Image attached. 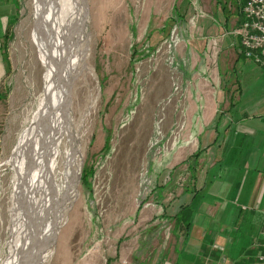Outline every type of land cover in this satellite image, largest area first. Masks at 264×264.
Segmentation results:
<instances>
[{"label": "rangeland", "instance_id": "374dc122", "mask_svg": "<svg viewBox=\"0 0 264 264\" xmlns=\"http://www.w3.org/2000/svg\"><path fill=\"white\" fill-rule=\"evenodd\" d=\"M0 1V46L7 58L0 93V264H20L23 198L32 188V210L40 212L42 181L38 172L29 188L23 156L29 145L36 147L52 70L41 46L39 1ZM184 1L170 9L172 0H83L87 16L79 36L89 71L70 88L73 194L57 203L66 213L44 264H153L147 258L152 227L165 221L170 206L162 190L166 177L194 158L181 131L186 112H204L213 99L220 119L230 97L241 94L234 112L264 101V70L239 56L232 34L237 24L218 32L214 0ZM90 169L85 182L82 174ZM250 227L240 229L244 238Z\"/></svg>", "mask_w": 264, "mask_h": 264}, {"label": "crops", "instance_id": "0c3cea01", "mask_svg": "<svg viewBox=\"0 0 264 264\" xmlns=\"http://www.w3.org/2000/svg\"><path fill=\"white\" fill-rule=\"evenodd\" d=\"M172 1L170 9L185 5L184 0ZM243 1H211V20L218 32L227 33L226 25L239 27ZM4 78L0 46V93ZM208 102L206 111L184 115L181 131L188 157L197 149L199 153L188 158L178 173L173 169L166 177L162 190L170 199L164 211L168 222L155 221L152 227L148 263L249 264L262 251L258 239L264 230V101L249 112H234L242 102L241 94L230 97L220 119L214 100ZM248 225L252 232L244 238L240 229ZM164 231L170 238L162 246Z\"/></svg>", "mask_w": 264, "mask_h": 264}, {"label": "bare ground", "instance_id": "6f19581e", "mask_svg": "<svg viewBox=\"0 0 264 264\" xmlns=\"http://www.w3.org/2000/svg\"><path fill=\"white\" fill-rule=\"evenodd\" d=\"M38 1V15L42 26L41 46L47 52L46 60L52 74L49 77V98L34 132V136H37L36 147L34 145L28 148L29 145L28 156L25 152L23 156L22 178L26 180L29 188L31 178L37 179L38 172H41L42 181L40 187L38 186L40 212L35 214L32 210L36 193H31L32 188L23 198L24 209L19 239L17 238L20 264H44L50 254L49 247L54 244L58 224L64 216L63 213H66L65 208L60 209L61 206L57 203L62 195L73 194V165L76 162L77 143L71 130L74 123L69 109L70 88L76 85L75 81L80 74H87L89 71L85 62V44L79 36V30L85 25L83 23L87 16L85 2ZM54 209L62 211L58 222L54 221ZM50 217L53 221L47 224Z\"/></svg>", "mask_w": 264, "mask_h": 264}, {"label": "built area", "instance_id": "2783aa9c", "mask_svg": "<svg viewBox=\"0 0 264 264\" xmlns=\"http://www.w3.org/2000/svg\"><path fill=\"white\" fill-rule=\"evenodd\" d=\"M243 19L235 30L245 57L264 70V0H245L242 5ZM258 244L262 249L249 264H264V230Z\"/></svg>", "mask_w": 264, "mask_h": 264}, {"label": "trees", "instance_id": "16d2710c", "mask_svg": "<svg viewBox=\"0 0 264 264\" xmlns=\"http://www.w3.org/2000/svg\"><path fill=\"white\" fill-rule=\"evenodd\" d=\"M243 2H245V0L243 1ZM243 5V4H242ZM5 53H3V55H4ZM240 55H244L243 54V51H242V49H239V56ZM4 60H7V58H6V55H4ZM238 60V59H237ZM218 118V117H217ZM198 153H199V151H198ZM198 153H195V154H193L192 156H194V157H196L197 155H198ZM88 175H93V171L90 169L89 171H85L83 174H82V180L83 181H85V182H87V177H88ZM88 185H90V184H88Z\"/></svg>", "mask_w": 264, "mask_h": 264}]
</instances>
